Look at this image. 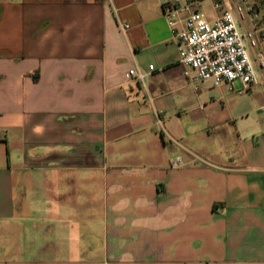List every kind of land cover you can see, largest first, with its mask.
<instances>
[{
  "label": "crops",
  "instance_id": "crops-1",
  "mask_svg": "<svg viewBox=\"0 0 264 264\" xmlns=\"http://www.w3.org/2000/svg\"><path fill=\"white\" fill-rule=\"evenodd\" d=\"M217 1L0 0V264H264V42L193 87L162 13Z\"/></svg>",
  "mask_w": 264,
  "mask_h": 264
},
{
  "label": "built area",
  "instance_id": "built-area-1",
  "mask_svg": "<svg viewBox=\"0 0 264 264\" xmlns=\"http://www.w3.org/2000/svg\"><path fill=\"white\" fill-rule=\"evenodd\" d=\"M223 0L215 3L219 7ZM179 7L167 3L163 6V15L175 38L178 61L183 66V76L187 83L196 87L204 81L213 85L229 84L239 80L242 88H249L255 81L256 75L248 53V46L264 42L262 24L264 7L254 4H239L232 8H224L220 15L213 20H207L202 13L191 10L184 19L180 29H174L175 15ZM234 12L248 16L249 27L241 31L237 25ZM127 30L128 24L119 26ZM264 66V61H260ZM148 69H153L152 65ZM129 74L137 80H142L143 74L137 69L129 70ZM183 164L181 156L171 158V166Z\"/></svg>",
  "mask_w": 264,
  "mask_h": 264
}]
</instances>
